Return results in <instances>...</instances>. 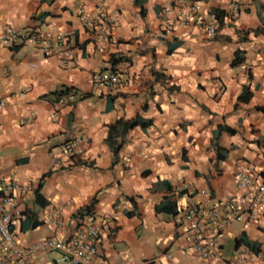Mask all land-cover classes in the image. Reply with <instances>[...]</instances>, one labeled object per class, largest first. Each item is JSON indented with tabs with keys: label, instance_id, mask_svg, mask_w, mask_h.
I'll return each instance as SVG.
<instances>
[{
	"label": "crops",
	"instance_id": "1",
	"mask_svg": "<svg viewBox=\"0 0 264 264\" xmlns=\"http://www.w3.org/2000/svg\"><path fill=\"white\" fill-rule=\"evenodd\" d=\"M187 7L189 19L166 28L164 9L172 17ZM212 20L208 34L202 24ZM7 26H53L68 58L4 40ZM235 51L243 60L232 66ZM113 69L111 86L90 85L92 72ZM65 87L73 99L57 103ZM0 102V186L37 183L14 204L19 245L63 242L77 223L98 221L107 264H224L243 231L259 252L242 264H264V208L251 223L231 222L211 260L197 257L179 217L188 204L238 194L242 165L264 178V0H0ZM136 115L149 125L122 134L116 121ZM74 138L81 153H64L54 169L51 158ZM107 139L120 142L114 153ZM165 198L175 213L155 211Z\"/></svg>",
	"mask_w": 264,
	"mask_h": 264
},
{
	"label": "built area",
	"instance_id": "2",
	"mask_svg": "<svg viewBox=\"0 0 264 264\" xmlns=\"http://www.w3.org/2000/svg\"><path fill=\"white\" fill-rule=\"evenodd\" d=\"M191 7L177 12L171 17L172 10L164 9V24L169 28L173 19H189ZM232 13L236 8L232 7ZM180 21V23L184 21ZM215 20L202 24L203 30L208 34L216 31ZM4 40L18 41L28 39L35 44L46 57H52L59 63H65L69 56L65 36L53 26L47 27L43 32H24L21 29L7 26L3 29ZM117 72L99 71L89 75V83L92 87H109L117 80ZM70 93H64L57 97V103L72 101ZM0 105H3L0 102ZM82 149L78 140L73 139L59 153L51 158V164L55 169L65 161V154L77 155ZM65 153V154H64ZM37 185L33 180L29 184H19L13 180H5L0 186V264H33L32 256L35 253L54 251L55 264H107L100 249V234L102 223L79 222L75 225L68 239L60 242L55 236L42 239L39 242L25 248L15 240L16 203L17 195L23 196ZM236 188L238 194L226 199L212 202L206 200L197 204H188L179 210L180 220L193 234V250L200 260L219 258L218 250L221 235L231 222H239L243 225L253 222L264 208V178H257L254 172L242 165L237 172ZM16 197V198H15ZM251 256L248 249L237 247L233 249L230 258L224 264H242ZM264 261V255L262 257Z\"/></svg>",
	"mask_w": 264,
	"mask_h": 264
},
{
	"label": "trees",
	"instance_id": "3",
	"mask_svg": "<svg viewBox=\"0 0 264 264\" xmlns=\"http://www.w3.org/2000/svg\"><path fill=\"white\" fill-rule=\"evenodd\" d=\"M215 16V19H218L219 16H217L216 14H214ZM58 31V30H57ZM60 32V31H58ZM61 33V32H60ZM63 34V33H62ZM64 35V34H63ZM65 36V35H64ZM67 36H65L66 38ZM66 41H67V46L69 45V42L66 38ZM167 52H170L171 49L170 47L167 46ZM243 60L242 56H241V52L239 51H235L234 52V57L231 61V65L232 66H235V65H238L241 61ZM114 70V69H113ZM114 72H116L114 70ZM153 75L157 78L159 76L162 77V75H159L157 73H153ZM71 88H63V90H60L57 92V96L61 95V94H64L65 92H67L68 90H70ZM242 91H244V88L242 89ZM257 109H262L261 107H257ZM135 125H139L142 129H145L147 125H149V121L146 120V119H143L141 116L139 115H136L135 117L129 119V120H122V119H118L116 121V126H117V129L120 130V132L123 134L127 129H130L132 128L133 126ZM231 131V130H229ZM107 144L109 146V149L114 153L116 151V149L119 147L120 145V142L117 143V144H112L108 139H107ZM218 152V150H217ZM217 157H218V154H217ZM35 198H38V195L37 193H35ZM92 203V202H91ZM91 203L86 205L84 207V210L85 212L89 213V209H90V206H91ZM155 211L156 212H166V213H175V204L173 202L170 201L169 198H165L162 202H160L159 204H157L155 206ZM39 223V221H36V220H33L31 222V225L32 226H35ZM240 245H243L244 248L248 249L249 251H251L252 253L254 254H257L259 252V246L258 244L255 242V241H252L250 239H248V237L246 236L245 232L241 231L239 233V235L235 238L234 240V246L237 247V246H240Z\"/></svg>",
	"mask_w": 264,
	"mask_h": 264
},
{
	"label": "clouds",
	"instance_id": "4",
	"mask_svg": "<svg viewBox=\"0 0 264 264\" xmlns=\"http://www.w3.org/2000/svg\"><path fill=\"white\" fill-rule=\"evenodd\" d=\"M237 247H239V246H237ZM237 247H235V248H237ZM244 247V246H243Z\"/></svg>",
	"mask_w": 264,
	"mask_h": 264
}]
</instances>
